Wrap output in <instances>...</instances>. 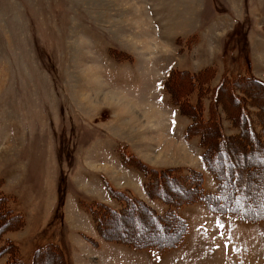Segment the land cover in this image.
<instances>
[{"label": "rangeland", "instance_id": "1", "mask_svg": "<svg viewBox=\"0 0 264 264\" xmlns=\"http://www.w3.org/2000/svg\"><path fill=\"white\" fill-rule=\"evenodd\" d=\"M247 60L264 81V0H0V193L17 214L3 215L0 201V244L13 246L1 247L0 261L10 251L13 264H30L38 246L53 242L68 264H264V220L184 204L183 246L157 253L102 238L84 206L118 209L122 200L110 196V183L142 206L137 219L107 217L111 235L171 236L174 223L152 218L165 204L156 191L148 196L145 176L124 164V155L154 168L198 170L205 191L215 192L197 137L185 147L188 120L168 93L189 95L206 109L212 89L201 92L178 71L210 67L196 81L207 77L213 88L225 74L244 73ZM217 100L229 109L227 94ZM221 115L224 134H234ZM263 156L242 158L252 161L253 210L264 206ZM179 185L162 181L156 190L172 199ZM51 254L33 264H61Z\"/></svg>", "mask_w": 264, "mask_h": 264}, {"label": "trees", "instance_id": "2", "mask_svg": "<svg viewBox=\"0 0 264 264\" xmlns=\"http://www.w3.org/2000/svg\"><path fill=\"white\" fill-rule=\"evenodd\" d=\"M249 68L250 63L247 60L244 73L234 74L233 77L225 74L217 86L213 88L205 81L207 77L204 78V82L196 81V76L201 72L204 74L208 73L212 69L210 67L197 73H191L187 70L178 71L180 74H186L192 85L199 83L201 92L209 95L210 89H212L213 99L209 102L206 109H204L202 101L192 102L189 95L180 96V98L176 99L172 93H168L171 103L178 106L180 114L188 120L183 138L189 140L197 137L198 139L202 162L216 182V191H205L203 176L198 170L150 167L140 161L133 153L128 152L124 155L123 163L141 171L145 176L143 184L145 192L150 196L151 192L156 191L157 197H154V199L165 204L164 210L158 215L152 214L151 210L146 207L152 214L156 225H162L159 218H167V221L174 223L176 226L171 236L166 238L164 230L159 231L157 235L131 238L130 240L121 239L118 235H111L112 232L108 227L106 228L107 217L116 215L119 216L120 221L129 220L130 218L137 219L139 216L133 213L141 210L142 206L141 201L136 196L123 190L115 189L109 183L107 189L110 196L122 200L118 209L111 208L105 203H97V205L91 203V206H89L91 208L84 205L92 212L93 225L102 238L108 239L109 237L112 241L120 242L131 248L150 249L157 253L179 248L183 246L186 240L189 225L179 215L178 210L180 206L189 203H201L209 212L215 215L227 216L239 221L253 222L264 220V206L260 209L256 207L255 210L249 206L250 202H254L251 198L252 195H249L250 197L247 195L251 189L249 185L252 184V174H250L252 164L248 163L252 161H242L245 155H252V151L264 154V81L255 77ZM206 69L209 70L207 71ZM163 88L167 92V87L164 83ZM220 93L227 94L231 104L229 109H226L223 103L217 100L218 97L220 98ZM222 113L227 115L233 129L236 130L234 134H224L221 125ZM249 152L251 153L249 154ZM255 160L258 162L261 160V156H258ZM258 166L260 169H264V163H260ZM162 181L166 182V184L169 182L180 184V196L170 199L167 192L159 191L158 193L156 189L160 187ZM152 189L153 191H151ZM5 199L6 197L0 193L1 205L5 203L3 202ZM2 211H4L3 215L7 214L8 218L12 220L17 215L11 212L12 208L8 206L7 201ZM106 230H109L108 234ZM122 233L126 234L123 231ZM3 244H0V249L4 247ZM4 248L11 249L13 246L11 244L10 247L5 245ZM44 253L45 255L52 253L50 255L52 258L56 257L55 254L59 255L62 259L61 264H68L63 251L53 242L38 246L33 252L30 264L34 263V258L36 259ZM6 254L7 261H0V264H13L10 251ZM16 258L15 256L14 260H17ZM20 261L18 260L19 263L26 264L22 259Z\"/></svg>", "mask_w": 264, "mask_h": 264}, {"label": "crops", "instance_id": "3", "mask_svg": "<svg viewBox=\"0 0 264 264\" xmlns=\"http://www.w3.org/2000/svg\"><path fill=\"white\" fill-rule=\"evenodd\" d=\"M182 136H183V135H182ZM181 139H182V138H181ZM183 141H184V144H185V147H186V142H185L186 140H183Z\"/></svg>", "mask_w": 264, "mask_h": 264}]
</instances>
